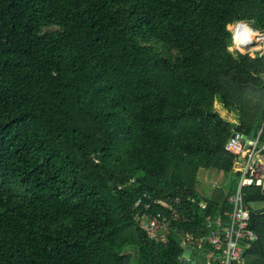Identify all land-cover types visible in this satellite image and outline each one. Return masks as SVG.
I'll return each mask as SVG.
<instances>
[{
    "label": "trees",
    "instance_id": "1",
    "mask_svg": "<svg viewBox=\"0 0 264 264\" xmlns=\"http://www.w3.org/2000/svg\"><path fill=\"white\" fill-rule=\"evenodd\" d=\"M239 22L264 32V0H0V264H184L185 235L231 211V134L264 125V55L230 50ZM209 168L233 177L207 199ZM243 193L259 239L242 264H264V192Z\"/></svg>",
    "mask_w": 264,
    "mask_h": 264
},
{
    "label": "built area",
    "instance_id": "2",
    "mask_svg": "<svg viewBox=\"0 0 264 264\" xmlns=\"http://www.w3.org/2000/svg\"><path fill=\"white\" fill-rule=\"evenodd\" d=\"M242 25L252 31L254 37L247 35L244 39L246 43L238 45L236 30ZM232 28H234L232 46L235 51L247 55L253 53L264 55V34L255 32L247 24L236 23ZM237 46H241L244 50ZM225 148L236 156L233 171L238 172L236 190L228 199L231 211L214 218L209 216L206 220V235L200 237H195L191 233L185 235L181 246L184 251L189 246L193 248L190 258L192 261H194V253L199 252L204 255L206 264H242L244 246L259 239L257 233L251 228L252 207L245 202L243 189L255 187L264 192V126L252 139H249L246 134L234 131ZM195 200V198L191 199L193 203ZM157 203L166 206L165 203ZM142 205L143 201L140 199L136 207L139 208ZM204 205V203L200 204V206ZM151 207V203L144 205V211L150 212ZM136 218L152 241L168 242L169 221L161 213L152 215L143 213ZM206 247L210 249L205 251ZM182 261H184L183 257Z\"/></svg>",
    "mask_w": 264,
    "mask_h": 264
},
{
    "label": "rangeland",
    "instance_id": "3",
    "mask_svg": "<svg viewBox=\"0 0 264 264\" xmlns=\"http://www.w3.org/2000/svg\"><path fill=\"white\" fill-rule=\"evenodd\" d=\"M241 24H247L245 22H239ZM248 25V24H247ZM249 26V25H248ZM233 25L228 27V30L232 33ZM251 27V26H249ZM252 28V27H251ZM254 30V29H253ZM256 32V30H254ZM230 50L235 51V48L232 46ZM251 54L250 56H252ZM217 110L226 118L235 121V117L230 116L227 112L222 110L220 107H217ZM233 177L232 173L224 172L223 170L219 169H201L199 174L197 175L198 178V185H197V192L201 197L210 199L213 196L215 188H225L229 185L231 178ZM199 253V252H198ZM201 254V253H199ZM195 254L193 255V260Z\"/></svg>",
    "mask_w": 264,
    "mask_h": 264
},
{
    "label": "bare ground",
    "instance_id": "4",
    "mask_svg": "<svg viewBox=\"0 0 264 264\" xmlns=\"http://www.w3.org/2000/svg\"><path fill=\"white\" fill-rule=\"evenodd\" d=\"M247 35H251V38L254 37V33H252V31H250L246 26L242 25L241 27H239L236 30V43L238 45L239 44H245L246 40H244V39L246 38ZM237 47L241 48V50H244V48H242L241 46H237Z\"/></svg>",
    "mask_w": 264,
    "mask_h": 264
},
{
    "label": "water",
    "instance_id": "5",
    "mask_svg": "<svg viewBox=\"0 0 264 264\" xmlns=\"http://www.w3.org/2000/svg\"><path fill=\"white\" fill-rule=\"evenodd\" d=\"M257 33L264 34L262 31H256ZM251 139V138H249ZM192 247L189 246L187 249L184 251L182 257L184 258V264H195L194 261L190 260L191 258V252H192Z\"/></svg>",
    "mask_w": 264,
    "mask_h": 264
},
{
    "label": "crops",
    "instance_id": "6",
    "mask_svg": "<svg viewBox=\"0 0 264 264\" xmlns=\"http://www.w3.org/2000/svg\"><path fill=\"white\" fill-rule=\"evenodd\" d=\"M263 126H264V125H263ZM263 126H262V127H263ZM261 129H262V128H261ZM261 129H260V130H261ZM257 134H258V133H257ZM246 136H248V135H246ZM253 137H255V136H248V138H251V139H252ZM227 152H228V151H227ZM234 164H235V163H234ZM236 187H237V186H236ZM183 262H184V261H183ZM194 263H195V261H194Z\"/></svg>",
    "mask_w": 264,
    "mask_h": 264
}]
</instances>
